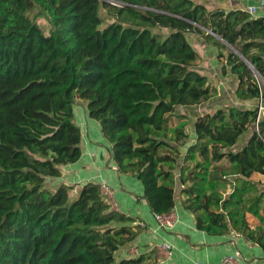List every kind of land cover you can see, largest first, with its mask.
<instances>
[{"label":"trees","instance_id":"obj_1","mask_svg":"<svg viewBox=\"0 0 264 264\" xmlns=\"http://www.w3.org/2000/svg\"><path fill=\"white\" fill-rule=\"evenodd\" d=\"M201 1L0 0V264H154L142 253L117 257L142 228L110 207L99 181L75 195L73 185L48 186L81 156L77 100L99 123L117 169L140 180L153 214L173 209L178 168L181 204L196 227L237 233L264 255V218L255 227L246 218L264 210V187L251 179L264 176V120L250 129L264 95V18L209 11ZM35 9L46 32L29 15ZM100 9L116 21L100 28ZM197 24L254 70L232 50L219 54L239 102L196 114L190 142L171 117L216 93L195 67L188 34H205ZM219 181L233 183L225 198Z\"/></svg>","mask_w":264,"mask_h":264},{"label":"crops","instance_id":"obj_2","mask_svg":"<svg viewBox=\"0 0 264 264\" xmlns=\"http://www.w3.org/2000/svg\"><path fill=\"white\" fill-rule=\"evenodd\" d=\"M201 2L209 11L218 9L225 12L231 10L248 12L247 6L256 4L257 11L254 14L248 13L254 17L264 18V0H202ZM197 26L199 25L197 24ZM199 27L205 31V34H188L189 41L199 55L195 67L208 77L209 85L216 88V93L209 100L196 105L202 107L203 112L199 113L202 114L218 107L220 102L226 103V101L233 102L235 100V87L230 93L232 84L236 85L235 75L229 71L224 57H219L220 53L227 55L228 50L234 51L235 48L225 43L209 29ZM208 33L223 42L228 48H219L211 37L205 36ZM222 67L225 69L224 72ZM194 118L195 116L192 118L191 128L188 131L184 129L189 137L193 131ZM74 121L81 131V156L77 161L63 165L62 174L59 177L48 178L47 183L52 188L60 183L73 185L72 194L75 195L86 181L100 182L103 179L107 182L113 190L114 207L117 205L120 212L133 218L134 225L143 222L146 226L141 227L140 233L131 245L118 250V258L130 256L127 254V249L130 246H135L138 254H144L146 261L154 262V264L217 262L222 256L229 254L236 255L240 264L263 263L264 255H262L260 247L246 241L241 235L232 232L221 236L210 235L196 227L194 215L181 204L183 196L178 194L180 175L178 168L174 171L176 201L172 212L175 222L170 229L159 228L143 195V186L140 180L131 173L121 172L117 169L109 150L110 145L103 137L99 123L88 116L85 104L81 100L76 102ZM178 173L179 175H176ZM180 187L182 186L180 185ZM164 241L172 245V254L166 259L163 257V252L157 248L158 244Z\"/></svg>","mask_w":264,"mask_h":264},{"label":"rangeland","instance_id":"obj_3","mask_svg":"<svg viewBox=\"0 0 264 264\" xmlns=\"http://www.w3.org/2000/svg\"><path fill=\"white\" fill-rule=\"evenodd\" d=\"M113 3H115V2H113ZM116 5H121V4L116 3ZM105 11H107V10L100 9V15L103 18L102 19V22H101V25H100V28H103L106 25H108V24L116 21L115 16L113 14H105ZM29 15L31 17H36V20H38V22L43 27V29H44L45 32L48 30L49 23H48L47 19L45 17H43V16H40L36 9L33 10L32 12H30ZM226 48H228V47L226 46ZM260 82H261V90H264V81H261L260 80ZM234 87H235V85L232 84V86H231L232 89H231V92L230 93L233 92V88ZM238 102L239 101H237L236 99L233 102L226 101V103H232V104H238ZM226 103L223 101V103L220 102L218 104L220 105V104H226ZM256 105L258 107L257 115H259V120H264V95L262 97L260 96L258 98ZM261 107H262V109H261ZM201 108L202 107H200V106H195V107H179V108H177V111L176 112L178 114H182V116L179 115L178 118H176L174 116L171 117V119L169 121L170 126L182 125L184 127V129L186 131H188L189 128H191L192 118L196 114H198V113H200L202 111ZM183 116H186V118H183ZM250 129H254L253 126ZM169 134L170 133H168V135ZM243 138H244V136L242 137V139L240 140V142L243 141ZM188 141H190V142L192 141V134H190V140L188 139ZM239 143H238V145H240ZM185 149H186L185 146L184 147L181 146V154H180L181 156L180 157H182V156L184 157ZM218 164H221V166H223L222 164H225V161L222 160ZM251 179L254 180V181H256V183H257V185L259 187H264V176L263 175H261L259 173H253L251 175ZM229 181H226V182H220L219 181L218 182V186L220 188V191L222 193V197L223 198L227 197L228 194L232 191L233 183L232 182H229ZM112 192H113V190H112ZM115 208H116V211H119V208H118L117 205L115 206ZM257 211H258L257 214H254L253 212H247L246 213V218H247L250 226H252V227H255L257 225H260L263 222L262 219L264 218V210H263L261 204L259 205Z\"/></svg>","mask_w":264,"mask_h":264},{"label":"built area","instance_id":"obj_4","mask_svg":"<svg viewBox=\"0 0 264 264\" xmlns=\"http://www.w3.org/2000/svg\"><path fill=\"white\" fill-rule=\"evenodd\" d=\"M257 8H258V6L256 4H251V5L247 6V11L250 14H254L257 11ZM260 80L258 81V85H259V88L261 91ZM261 81H263V80H261ZM261 109H262V107H261ZM258 121H259V115H257V118H256L255 122L253 123V128L256 131H258ZM176 175H179V173ZM99 183H100L101 193H102L104 200L107 203H109V205L112 209L116 210V208L114 207L115 202L113 201V192H112L111 188L109 187L107 182L103 179ZM153 217L157 223V226L159 228H163V229L164 228L170 229L174 225V222H175V217L173 215L172 210L168 213H163V214H155L154 213ZM139 225L141 227H146L143 222H139ZM157 248L159 251L163 252L164 259L168 258L172 254V245L169 242L164 241V242L158 244ZM127 254H129L131 256L137 255L138 250L136 249L135 246H130L127 249ZM193 264H240V262L238 261V258L236 255L229 254V255L222 256L217 262L194 261ZM262 264H264V258H263Z\"/></svg>","mask_w":264,"mask_h":264},{"label":"water","instance_id":"obj_5","mask_svg":"<svg viewBox=\"0 0 264 264\" xmlns=\"http://www.w3.org/2000/svg\"><path fill=\"white\" fill-rule=\"evenodd\" d=\"M114 1H111V3L112 4H115L116 5V3H119V4H122L121 2H119V1H116L115 3H113ZM225 43H227V42H225ZM234 51L239 55V57L245 62V64H247V66L249 67V68H251L252 70H254V68H253V65L250 63V61L247 59V58H245L241 53H239L237 50H235L234 49Z\"/></svg>","mask_w":264,"mask_h":264}]
</instances>
